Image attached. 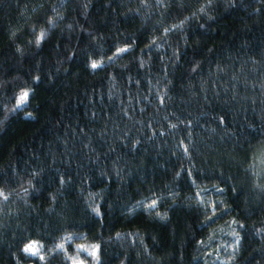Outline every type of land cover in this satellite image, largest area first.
I'll list each match as a JSON object with an SVG mask.
<instances>
[{
    "label": "trees",
    "instance_id": "trees-1",
    "mask_svg": "<svg viewBox=\"0 0 264 264\" xmlns=\"http://www.w3.org/2000/svg\"><path fill=\"white\" fill-rule=\"evenodd\" d=\"M77 261L264 264V0H0V264Z\"/></svg>",
    "mask_w": 264,
    "mask_h": 264
},
{
    "label": "snow or ice",
    "instance_id": "snow-or-ice-1",
    "mask_svg": "<svg viewBox=\"0 0 264 264\" xmlns=\"http://www.w3.org/2000/svg\"><path fill=\"white\" fill-rule=\"evenodd\" d=\"M43 35V34H42ZM123 51V50H122ZM94 68L97 67V64L96 63H93L92 65ZM28 96H29V93L28 91H24L21 93V95L18 97V100H17V108L21 107L22 105H24L26 102H27V99H28ZM60 247L62 248L63 245H60ZM24 251L30 255H33V256H36V255H39V252H40V246L37 245L36 242H33L31 244H28ZM96 253H97V249L94 247L90 254L93 256V257H96ZM41 259H43V257L41 256L40 257Z\"/></svg>",
    "mask_w": 264,
    "mask_h": 264
},
{
    "label": "rangeland",
    "instance_id": "rangeland-1",
    "mask_svg": "<svg viewBox=\"0 0 264 264\" xmlns=\"http://www.w3.org/2000/svg\"><path fill=\"white\" fill-rule=\"evenodd\" d=\"M81 252H85L88 256L90 255L91 258H94V257L90 254L91 249H84V248H82ZM75 264H83V263H82L81 261H77Z\"/></svg>",
    "mask_w": 264,
    "mask_h": 264
}]
</instances>
